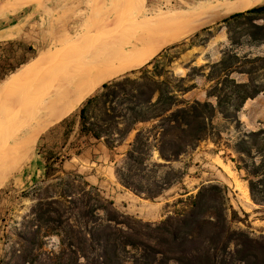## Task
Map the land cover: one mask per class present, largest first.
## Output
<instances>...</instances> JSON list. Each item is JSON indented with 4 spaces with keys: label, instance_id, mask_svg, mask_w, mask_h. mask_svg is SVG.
Returning a JSON list of instances; mask_svg holds the SVG:
<instances>
[{
    "label": "rangeland",
    "instance_id": "1",
    "mask_svg": "<svg viewBox=\"0 0 264 264\" xmlns=\"http://www.w3.org/2000/svg\"><path fill=\"white\" fill-rule=\"evenodd\" d=\"M183 1L193 6L198 0H0V181L3 182H0V264L20 242L19 232L29 220L31 208L39 199L62 194L67 188L64 183L71 182L74 174L98 187L121 212L150 223H159L169 215L187 210L203 186L226 187L232 229L244 231L250 238L264 243V205L252 200L245 173L237 170L232 160L238 158L234 147L244 132L264 130V93L247 100L238 115L240 127L217 113L209 136L171 162L170 166L182 173V178L154 201L126 189L116 175L137 131L151 123L136 124L128 135L125 129L121 135L111 136V147L99 139L106 146L101 155L110 172H96L97 166L86 154L95 138L80 131V111L89 99L99 96L88 106V116L98 121L102 116L103 84L74 109L66 110L36 130L38 99L57 86L76 65L111 46L119 37L128 40L136 33L160 29L169 16L180 17L179 12L186 11L181 5ZM151 14L155 16L152 19L148 18ZM201 14L185 18L190 27L185 35L163 45L143 64L105 83L125 77L139 78L144 70H159L163 75L160 79L168 78L171 83H182L189 89L185 95L179 93L180 100L215 103V99L208 98L214 85L208 79L210 66L219 62L228 50L240 57H264V43L250 38L249 33L259 34V30L247 24L249 20L240 18L223 23L231 15L210 21L206 14ZM250 19V23L263 25L264 13L254 14ZM84 20L90 27L82 28ZM174 24L173 34H178L180 28L177 29V22ZM37 60L42 63L33 81L21 82L19 88L10 83L1 86L3 80L15 76L22 66ZM233 77L246 82L249 75L234 73ZM180 78L183 82L175 81ZM251 78L264 87V70L252 73ZM78 153L84 155L77 156ZM153 160L160 161L157 152ZM71 183L70 189L74 190V182ZM43 242V252L60 249L55 235L45 237Z\"/></svg>",
    "mask_w": 264,
    "mask_h": 264
},
{
    "label": "trees",
    "instance_id": "2",
    "mask_svg": "<svg viewBox=\"0 0 264 264\" xmlns=\"http://www.w3.org/2000/svg\"><path fill=\"white\" fill-rule=\"evenodd\" d=\"M259 13H264V5L235 12L223 23L249 20L247 24L259 30L249 33L250 38L264 43V24L250 23V17ZM261 70L264 57L226 51L208 74L214 83L208 98L215 103L180 100L179 93L189 91L180 83L183 78L175 85L160 79L159 70L104 83L102 116L96 122L88 116V106L99 96L89 99L80 111V131L111 147V136L125 129L128 135L136 124L151 123L137 131L116 175L126 189L154 201L182 178L171 162L209 136L217 113L241 126L238 115L247 100L264 93L251 78ZM234 73L248 74V81H239ZM234 150L238 158L232 160L244 171L252 200L264 205V130L244 132ZM155 152L160 161L153 160ZM70 181L74 190L66 182L62 194L39 199L31 208L19 232L20 242L2 264H264V243L231 227L226 187L203 186L187 210L150 223L121 212L81 175L74 174ZM51 235L59 238L60 249L43 252V239Z\"/></svg>",
    "mask_w": 264,
    "mask_h": 264
},
{
    "label": "bare ground",
    "instance_id": "3",
    "mask_svg": "<svg viewBox=\"0 0 264 264\" xmlns=\"http://www.w3.org/2000/svg\"><path fill=\"white\" fill-rule=\"evenodd\" d=\"M262 3H264V0H200V4H199V0H198L194 2L193 6H189L188 3L186 4L183 1L181 5L183 4V7L184 9H186V11H181L180 7H178L179 10L181 11L179 12L180 17H177L176 15H174L173 17L169 16L166 19L165 23H163L165 25H162L160 29H158L159 28L158 27L154 31L151 30L146 33H143V32H139L138 34L136 33L133 36H131L128 40H124L121 37H119V39L116 42H114L111 46L107 47L104 50H101L98 53L96 52L97 54L95 55L93 54V56L90 55L91 57L89 59L84 60L86 59L85 58L86 56L83 57L84 61L81 64L76 65V67H74L73 70L70 71L64 77V79L58 83L57 86L49 89L47 93L43 94L41 98L38 99L39 101L36 104L37 106H36V115H35L36 122H37L36 130L44 127V125L50 124L55 119L60 117V115L62 116V114L66 110L74 109L76 106L82 103L83 100L92 91H94L100 85L104 84L107 80L115 77L116 75L118 76V74L123 73L129 69H134L138 67L139 65L143 64L145 61L149 60V58H151L156 52H158L157 50L160 49L163 45H167L168 42L170 43V41L185 35L187 31L190 30L188 21L185 20V18L186 17L188 18L190 14L192 18H194L193 16H197V14H200L201 12L202 14H206V16L210 18L209 19L210 21H213V19L219 20V18H222V16H230L235 12L250 10L252 8L259 6ZM89 4H90V1H89ZM160 6L162 7V5ZM141 14L143 15V12ZM156 15L158 14L156 13L155 16ZM155 16L152 15L151 17H148V18L152 19ZM178 18L180 20H177ZM151 19H150V22H151ZM144 20H147V19L144 18ZM164 20L165 19H163V21ZM84 21L85 22L83 23L82 28L84 26L85 27L87 26L86 28L90 27L89 24H87L86 20ZM134 21H133V24H134ZM174 22H177L178 24L177 29L180 28L179 29L180 32L178 34H176L175 32L173 34L172 30H174V28L176 27L174 26L175 25ZM202 23L203 22L201 21L200 24L202 25ZM155 25H157V23ZM149 27H150V24H149ZM136 31L137 30H135V32ZM41 63H42V60H37L35 63H30L26 66H22L18 71H16L17 73L15 74V76H10L7 79L3 80V82L1 83L2 84L1 86H5L6 84L10 83V85L13 84L14 87L17 86L19 88V86H21L20 85L21 82H27L26 84H28L30 81H33L35 73L37 72L36 70L38 69ZM9 95H10V92H9ZM7 104L9 105L11 103H7ZM26 126H28V124ZM27 142L28 141H26V143Z\"/></svg>",
    "mask_w": 264,
    "mask_h": 264
},
{
    "label": "crops",
    "instance_id": "4",
    "mask_svg": "<svg viewBox=\"0 0 264 264\" xmlns=\"http://www.w3.org/2000/svg\"><path fill=\"white\" fill-rule=\"evenodd\" d=\"M103 147H106V146L102 142H99L98 139H95L94 143L92 144V147H90L88 152H86V154H88L92 158L90 162L97 166L95 171L96 172H101V173H103L104 171L110 172L109 171L110 167L105 164L104 155H101V151L104 150ZM92 153H94V154H92ZM84 154H85V152H84ZM84 154L83 153H78L77 156H81V155H84Z\"/></svg>",
    "mask_w": 264,
    "mask_h": 264
}]
</instances>
